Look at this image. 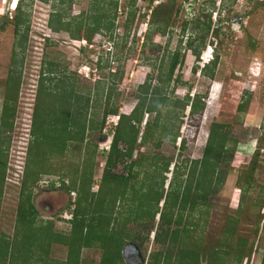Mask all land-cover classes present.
Segmentation results:
<instances>
[{
	"label": "rangeland",
	"instance_id": "374dc122",
	"mask_svg": "<svg viewBox=\"0 0 264 264\" xmlns=\"http://www.w3.org/2000/svg\"><path fill=\"white\" fill-rule=\"evenodd\" d=\"M19 1L0 0V24H3L6 16H15L17 11L15 7ZM201 2V0H154L151 3L150 0H138L136 6L132 7L130 0H121L116 21L117 32L96 33L92 41H89L84 37L85 28L82 29L81 39H75L68 31H55L51 27L50 19L55 12V5H60V0L49 2L23 0V10L30 15L29 40L23 65L13 64L17 38L15 24L10 23L5 30L0 31V145L3 139L4 147L8 149L9 161L5 194L0 206L1 232L9 236L15 235L28 149L32 140L31 130L39 98L40 79L49 62L58 65V71L53 76L68 77L70 81L76 83L80 93L91 94L92 107L89 118L102 124L103 109L97 100L105 102L109 89L112 88V102L119 108L120 114L131 113L139 102L141 86L144 84L161 88L166 86L160 78L168 76L174 54L179 52V66L172 83L165 90L172 100L171 107L168 105L160 121L156 113L149 118L148 114L145 116L140 137L146 133L145 136L149 137L147 143L142 144L139 140L134 159L119 164L113 171L129 175L128 165L139 159L140 164L134 169L138 175L132 179L131 185L143 191L148 190L153 184L157 190H164L166 194L171 193L176 173L184 172L183 180L186 182L194 162L202 160L213 125L225 124L226 128L222 131L228 135L229 143L220 165L224 183L218 186V192L211 196L209 204L206 205L210 210L209 223L199 231L205 236L203 245L210 256L209 261L203 264H217L213 251L223 246L221 242L224 228L232 216L239 219L236 238L242 236L250 239L248 251L255 240H258L256 230L261 227L259 248L254 249L253 257L248 264H262L264 5L255 0H246L244 3L226 0L216 22L213 18L214 12L218 10L216 4L203 5ZM91 4L92 0H76L73 4L63 5L68 8L66 19L70 21L76 17H86L92 12ZM132 11H135L136 18L128 27ZM206 14H211L212 25L209 32L204 29L208 21ZM162 25L168 26L166 34L157 30ZM203 37L206 39L205 43ZM191 42L193 46L190 45ZM208 48L210 50L204 55ZM215 50L220 59L216 77L212 78L204 72L203 55L205 60L208 56L215 57L216 53H212ZM13 69L21 74L22 84L14 127L2 131L1 116L7 82ZM198 94L203 96L206 104L201 112L193 113L191 106L184 109L182 103H175L184 102L188 95L193 97ZM247 102V109L240 111V106ZM170 108L175 110L172 115L168 114ZM147 120L154 125L151 131L147 129ZM119 121V115L111 114L103 130L88 132L87 143L96 150L93 188L95 192H98L101 186L110 146ZM166 124L167 131L164 132L163 127ZM174 132L178 133L176 141L171 140ZM104 134L108 136L106 140ZM87 143L84 150L79 148V144H72L66 152V157L58 161V165L63 167L68 164L81 165L86 157ZM157 143H160V147ZM261 144L262 156L256 163L254 185L248 188L244 178L253 172L254 156ZM120 146L128 148L125 143H121ZM167 162L169 169L165 170ZM60 174L54 172L41 175V180L34 187L33 202L40 212L41 220H52L55 224L54 230L68 233L72 227L69 220L73 217L76 194L70 193L62 186ZM164 205L165 199L160 202V207L163 208ZM118 207L127 215L130 208L136 206L128 201H120ZM186 214L188 215V212ZM149 223L148 219H141L133 220L126 225V231L132 237L126 240L124 246L134 243L141 253L143 264H154L151 255L159 251L166 253L169 248L168 244L156 240L161 225L160 215L154 220V228L151 226L152 223L148 225ZM224 246L223 248H227V245ZM172 253L174 256L178 255L180 253L178 247H173ZM102 256V248L85 249L82 264H100ZM67 257L66 247L54 245L50 254L52 260L63 261ZM247 261L248 259L244 264H247ZM234 263L235 254L232 253L227 256L225 264Z\"/></svg>",
	"mask_w": 264,
	"mask_h": 264
},
{
	"label": "trees",
	"instance_id": "16d2710c",
	"mask_svg": "<svg viewBox=\"0 0 264 264\" xmlns=\"http://www.w3.org/2000/svg\"><path fill=\"white\" fill-rule=\"evenodd\" d=\"M43 1L49 2V0ZM75 1L60 0V5H55V12L50 19V25L55 31L66 30L73 38L81 39L82 29L85 28L84 37L89 41H92L96 33L106 31L115 34L117 32L116 21L119 16L121 0H92L91 10L93 13L68 21L66 19L68 8L63 5L73 4ZM150 1L154 2V0ZM255 1L264 5V0ZM137 2L138 0H130L132 7L136 6ZM207 3L214 4L215 1L201 2L203 5ZM23 5V0H20L15 16H6L3 24H0V31L5 30L10 23L15 24L17 38L14 66L24 64L29 40L30 15L23 10ZM206 17L208 21L205 23L204 29L209 32L212 25L211 14H206ZM135 18L136 13L132 11L128 27ZM157 30L166 34L168 26H159ZM202 40L205 43V37ZM190 45L193 46V42ZM195 52L199 54L197 50ZM211 57L208 56L205 62L209 63ZM219 59L216 53L214 61L205 67L206 75L212 78L216 77ZM179 61L180 53L177 52L174 54L168 76L160 78L166 83L164 88L156 87L151 93V85L141 87L140 102L131 114H120L119 108L112 102L113 89H109L105 102L97 100L103 109L102 124L89 118L92 107L91 94L80 93L76 83L70 81L68 77L56 78L53 76L58 71V65L55 62H49L40 79L39 98L31 130L32 140L28 149L15 235L9 236L0 231V264H82L84 250L94 247L103 249L100 264H127L123 257V247L126 240L132 236L126 231V225L133 220L148 219L150 222L148 225L152 223L151 226L154 228L153 223L157 215H160L161 225L156 240L168 244L169 248L166 253L159 251L151 255L154 264H203V262L209 261L208 257L210 256L203 245L205 236L202 234L203 232L199 231L209 223L210 210L206 205L209 204L211 196L218 192V186L224 183L220 165L224 160L229 143L228 135L222 131L226 128L225 124L213 125L202 160L194 162L186 182L183 180L184 172L176 173L171 193L166 194L164 190L159 191L153 184L149 186L148 190L143 191L131 185L132 179L138 175L134 169L140 164L139 159L128 165L129 175L113 171L120 161L125 162L127 157L134 156L136 144L141 138V125L144 123L146 114L158 112V121H160L163 113L167 111L168 105L172 104V100L165 90L174 79ZM21 84V74L13 69L7 82L5 104L1 116L2 131L14 127ZM248 102L242 104L239 110L245 111ZM175 103H182L184 109L191 106L193 113L201 112L206 106L203 96L200 94L193 97L188 95L184 102L177 101ZM174 111L170 108L168 114L172 115ZM111 114L119 115L120 121L116 128L115 139L111 146L101 186L98 192H95L93 188L96 150L91 148L90 143H87L88 132L103 130L107 118ZM150 123L148 122V124ZM167 127L168 124L163 127L164 132L167 131ZM148 138V135L144 134V142ZM177 138L178 133L174 132L172 140L176 141ZM1 142L0 206L5 194L9 163L8 149H5L3 139ZM74 143L79 144V148L82 150L85 149L84 145L87 143L86 157L83 162L81 165L59 166L58 161L66 157V152ZM121 143L127 144L129 149L127 151L122 149ZM262 144L254 156L253 172L244 178L248 188L254 185V172L258 158L262 156ZM164 169H169L168 162ZM54 172H60L62 186L70 193L76 194L73 217L69 220L72 227L68 233L54 230L55 224L52 220H41L40 212L33 202L34 187L41 180V175ZM164 181L165 179H163L162 186ZM163 199H165V205L161 208L160 202ZM120 201L134 203L136 207L130 208V212L124 215L123 209L119 210L118 207ZM238 224L237 216L229 218V222L224 228L221 242L223 246L221 249L213 251L216 254L214 260L217 264H225L227 256L232 253L235 254L234 264H244L246 259H248V264L253 257L254 249L259 248L261 227L256 230L258 240H255L251 250L248 251L250 239L242 236L236 238ZM118 225L125 227L120 228ZM140 238L142 237L140 236ZM54 245H61L68 249L66 260L55 261L50 258ZM224 245H227V248H223ZM173 247H178L180 251L176 256L172 253ZM262 264H264V260Z\"/></svg>",
	"mask_w": 264,
	"mask_h": 264
},
{
	"label": "water",
	"instance_id": "95a60500",
	"mask_svg": "<svg viewBox=\"0 0 264 264\" xmlns=\"http://www.w3.org/2000/svg\"><path fill=\"white\" fill-rule=\"evenodd\" d=\"M107 135L104 134V139H107ZM123 257L127 264H143L144 260L138 247L134 243H130L123 247Z\"/></svg>",
	"mask_w": 264,
	"mask_h": 264
},
{
	"label": "flooded vegetation",
	"instance_id": "af4514ba",
	"mask_svg": "<svg viewBox=\"0 0 264 264\" xmlns=\"http://www.w3.org/2000/svg\"><path fill=\"white\" fill-rule=\"evenodd\" d=\"M179 66V65H178ZM178 66H177V68H178ZM176 72V71H175ZM175 75V74H174ZM163 82V81H162ZM161 83V82H160ZM145 86H146V84H144ZM149 85H151V84H149ZM152 86V85H151ZM142 87V86H141ZM141 87H140V91H141V93H142V90H141ZM156 87H159V86H153L152 87V91H151V93H153V89L154 88H156ZM140 93V94H141ZM139 94V95H140ZM151 97H152V95H151ZM139 102H140V96H139ZM139 102H138V104H139ZM137 104V105H138ZM137 105L133 108V110L131 111V113L135 110V108L137 107ZM131 113H129V114H131ZM154 113H156V114H158L159 115V113L158 112H153V113H147L148 114V118L150 117V116H152ZM146 114V115H147ZM148 122H150V120H147V123H146V125H147V129H149V131H151V129L154 127V125H153V123L151 122L150 124H148ZM148 131V130H147ZM144 134H146V133H144ZM144 134H143V136H144ZM143 136L139 139L140 140V142L143 144V143H147V141L146 142H144V140H143ZM114 139H115V136H114ZM114 139H113V141H114ZM171 140H172V138H171ZM113 141H112V143H111V146H112V144H113ZM173 141V140H172ZM139 142V141H138ZM137 145V144H136ZM111 146H110V150H111ZM157 146H159L160 147V143H157ZM122 148V147H121ZM122 149H124L125 151H127L128 149H129V147L128 148H122ZM135 151H136V149H135ZM136 153V152H135ZM135 153H134V156L132 157V158H130V157H127L126 158V160L125 161H130V160H132V159H134V157H135ZM124 161H120V163L119 164H122ZM127 163V162H126ZM132 163V162H131ZM118 164V165H119Z\"/></svg>",
	"mask_w": 264,
	"mask_h": 264
},
{
	"label": "built area",
	"instance_id": "2783aa9c",
	"mask_svg": "<svg viewBox=\"0 0 264 264\" xmlns=\"http://www.w3.org/2000/svg\"><path fill=\"white\" fill-rule=\"evenodd\" d=\"M201 1H207V0H201ZM214 1H215L216 6L218 7L217 8L218 10L214 12L213 18H215V21L217 22L218 21V18L220 16L221 8H222L223 4L226 2V0H214ZM236 1L238 3H244L246 0H236ZM190 4L192 5L193 3H190ZM205 65L206 64L204 62L203 67Z\"/></svg>",
	"mask_w": 264,
	"mask_h": 264
},
{
	"label": "clouds",
	"instance_id": "9594fccd",
	"mask_svg": "<svg viewBox=\"0 0 264 264\" xmlns=\"http://www.w3.org/2000/svg\"><path fill=\"white\" fill-rule=\"evenodd\" d=\"M19 2H20V1H19ZM13 5H14V4H12V9H13ZM18 5H19V3H18V4H17V6L15 7V10H17V7H18ZM13 10H14V9H13ZM210 47H212V46H210ZM210 47H209V48H210ZM209 48H208V50H207V51H205V52H204V55H205V54H206V53H207V52L210 50ZM212 53H213V54H214V53H216V50H215V51H213ZM204 55H203V58H204ZM214 59H215V57H214V56H212V57H211V60L209 61V63H206V62H205V64H206V65H205L204 67H206V66H207V64H211V62H213V61H214ZM204 61H205V60H204Z\"/></svg>",
	"mask_w": 264,
	"mask_h": 264
},
{
	"label": "bare ground",
	"instance_id": "6f19581e",
	"mask_svg": "<svg viewBox=\"0 0 264 264\" xmlns=\"http://www.w3.org/2000/svg\"><path fill=\"white\" fill-rule=\"evenodd\" d=\"M204 60H205V57H204Z\"/></svg>",
	"mask_w": 264,
	"mask_h": 264
}]
</instances>
